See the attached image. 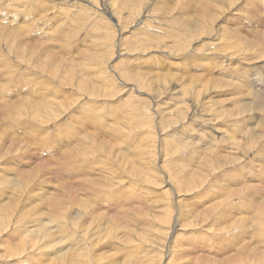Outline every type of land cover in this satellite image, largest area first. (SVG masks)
I'll return each instance as SVG.
<instances>
[{
	"label": "rangeland",
	"instance_id": "obj_1",
	"mask_svg": "<svg viewBox=\"0 0 264 264\" xmlns=\"http://www.w3.org/2000/svg\"><path fill=\"white\" fill-rule=\"evenodd\" d=\"M0 98V264H264V0H0Z\"/></svg>",
	"mask_w": 264,
	"mask_h": 264
},
{
	"label": "bare ground",
	"instance_id": "obj_2",
	"mask_svg": "<svg viewBox=\"0 0 264 264\" xmlns=\"http://www.w3.org/2000/svg\"><path fill=\"white\" fill-rule=\"evenodd\" d=\"M178 5V4H177ZM29 7V6H28ZM14 8V7H13ZM196 24V23H195ZM8 35V34H7ZM9 35H11V33H9ZM219 36V35H218ZM9 37V36H8ZM11 37V36H10ZM217 37V36H216ZM215 37V38H216ZM15 38V37H14ZM219 38H220V36H219ZM13 39V38H12ZM231 40V39H230ZM234 40V39H233ZM4 41V40H3ZM257 55H258V53H257ZM203 59V58H202ZM208 60V59H207ZM206 60V61H207ZM203 61H205V60H203ZM167 69V68H166ZM195 69V68H194ZM197 70V69H196ZM196 74V73H195ZM189 77V76H188ZM192 77V76H191ZM260 77V76H259ZM194 78V77H193ZM236 78V77H235ZM195 79V78H194ZM194 79H193V81H194ZM192 83V82H191ZM194 84V83H193ZM220 84H222L221 82H220ZM219 84V85H220ZM196 85V84H195ZM211 86V85H210ZM249 88V87H248ZM209 89V88H208ZM211 89V88H210ZM213 90V89H212ZM220 92V91H219ZM18 94V93H17ZM204 94V93H203ZM209 96V95H208ZM145 97V96H144ZM3 98V97H2ZM210 98V97H209ZM1 99V98H0ZM253 100V99H252ZM254 101V100H253ZM20 102V101H19ZM22 103V102H21ZM21 103H19V104H21ZM17 105V104H16ZM15 105V106H16ZM20 106H22V105H20ZM17 108V107H16ZM15 111H16V109H15ZM42 111V110H41ZM20 112V111H19ZM161 112V111H160ZM163 117H165V116H163ZM25 123V122H24ZM28 123V122H27ZM12 125V124H11ZM6 131V130H5ZM211 131V130H210ZM41 137V136H40ZM235 149V148H234ZM69 152V151H68ZM231 156V155H230ZM233 156V155H232ZM230 158V157H229ZM206 159H208V158H206ZM210 162H211V160H210ZM210 165V164H209ZM210 167V166H209ZM30 172V171H29ZM27 176V175H26ZM32 176H33V174H32ZM37 176V175H36ZM29 177V176H28ZM30 178V177H29ZM28 178V179H29ZM82 178V177H81ZM80 179V178H79ZM22 180H25V179H22ZM26 181V180H25ZM102 181V180H101ZM21 184H22V182H20ZM24 183V182H23ZM95 184V183H94ZM90 185V184H89ZM96 185V184H95ZM40 186V185H39ZM60 187V186H59ZM89 187V186H88ZM106 187V186H105ZM61 188V187H60ZM59 188V189H60ZM56 189H58V188H56ZM48 193V192H47ZM37 194H38V192H37ZM90 194V193H89ZM104 194V193H103ZM98 195V194H97ZM55 196V195H54ZM40 197V196H39ZM50 197V196H49ZM52 198V197H51ZM61 199H63V198H61ZM42 200V199H41ZM84 199H82V201H83ZM94 200V199H93ZM65 201V200H64ZM80 201H81V199H80ZM50 202H52V201H49V203ZM54 202V201H53ZM56 202H58V201H56ZM62 202V201H61ZM38 203V202H37ZM75 203H76V201H75ZM54 204V203H53ZM56 204V203H55ZM64 204V203H63ZM79 204V203H78ZM61 205V204H60ZM80 205V204H79ZM81 205H83V206H85L84 204H81ZM39 206V205H38ZM61 206H63V205H61ZM41 207V206H40ZM58 207V206H57ZM64 207V206H63ZM82 207V206H81ZM86 207V206H85ZM67 208V207H66ZM83 208V207H82ZM89 208V207H88ZM41 209V208H40ZM56 210V209H55ZM55 210H53V211H55ZM59 210V209H58ZM81 210V209H80ZM85 210V209H84ZM63 212V211H62ZM80 238H77L76 239V241L75 242H73V243H70V244H64V243H60V242H56V244H54V246L56 247V246H58L59 248L57 249V251H54L53 253H51V255L50 256H52L54 259H60V261L58 262V264H74V263H78V260H79V256H80V254H81V252H82V250H83V245L82 244H80V243H82V242H80ZM57 243H58V245H57ZM47 244V243H46ZM45 244V245H46ZM48 244H49V242H48ZM44 245V246H45ZM60 245V246H59ZM43 246V245H42ZM48 246V245H47ZM97 246V245H96ZM48 247H50V246H48ZM88 247V246H87ZM99 248V247H98ZM98 248H95L94 247V249H98ZM61 250H63V253H60V254H56V253H58V251H61ZM76 250H77V252H76ZM80 251V252H79ZM91 251V250H90ZM96 254V253H95ZM97 255H99V254H97ZM46 256H48L49 257V255H45L44 257H46ZM32 259V258H31ZM84 260V259H83ZM99 260V257L98 256H96L95 255V257H94V261H98ZM36 262V261H35ZM29 263V262H28ZM34 264H41V263H39V261H38V263H34ZM43 264H44V262H43Z\"/></svg>",
	"mask_w": 264,
	"mask_h": 264
}]
</instances>
